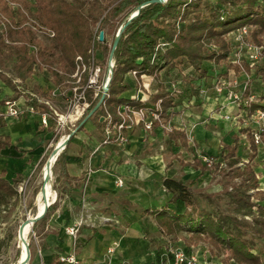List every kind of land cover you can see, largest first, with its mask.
<instances>
[{
    "label": "trees",
    "instance_id": "16d2710c",
    "mask_svg": "<svg viewBox=\"0 0 264 264\" xmlns=\"http://www.w3.org/2000/svg\"><path fill=\"white\" fill-rule=\"evenodd\" d=\"M17 1L20 6L12 7L6 0H0V12L10 18L17 16L21 21L24 18L22 5L29 7L43 23L56 31V35L49 43H45L30 26L18 30L9 28L8 34L12 40H22L11 43L6 41L3 33L0 34V78L14 90L12 95L1 99L0 103L7 98L16 99L22 94L29 96L28 80L38 64L31 44L39 45L38 56L48 62L55 81L59 82L64 80V75L53 68L52 64L72 72L78 54L89 57L91 49H109L105 28L115 31L125 25L114 51V66L107 94L99 105L102 93L91 99L90 106L78 121L81 123L79 130L90 120L104 133L107 122L101 117L107 116L109 112L117 121V109L123 103L154 109L161 101V116L166 120L171 119L173 108L178 103V94L181 100L182 96L187 95L170 88L172 83L179 84L182 80L176 72L181 64L187 62L199 73L197 78L203 80L208 74L205 61L220 62L228 59L231 50L225 38L228 32L243 25H252L256 42H260L264 34V0H165L145 5L142 4L148 0ZM138 6H141L139 13L127 23L130 13ZM100 30L104 31L103 40L99 39ZM8 61L12 63L13 74L4 70ZM232 69L238 71L239 66L232 63ZM132 71H137L138 80L143 74H148L160 80L161 84L145 96L128 95L127 92L135 86ZM261 71L264 72V65L257 69V72ZM175 72L176 75H173ZM162 75L168 76V82H171L161 80ZM15 78L18 80L15 81ZM198 88L191 91L187 86L184 87L187 91L189 89V94L199 96L201 88ZM33 89L39 91L37 85ZM257 106L264 107V101L255 103L253 108ZM0 124H3L2 117ZM158 125L159 122L155 121L154 127ZM240 130L247 133L250 141L252 154L247 161L238 152L239 135L233 133L230 142L222 143L220 153L211 155L214 161L212 164L204 163L201 157L183 163L199 169L200 173L210 172L213 178L219 177L218 182L224 185L223 192L232 203L231 213L217 206L214 197L218 196V192L211 193L197 185L198 177L184 180L178 176L161 177L163 185L172 196L161 208H147L145 212L154 214L158 227L166 235L176 236L182 231L187 232L188 247L201 240L208 243L213 253L223 254L225 264H232L231 261L236 264H262L264 187L261 186L254 162L259 144L247 128ZM167 133L169 141L188 145L189 138L185 129L173 126ZM8 142V138L0 139V148ZM68 144L56 159V164L60 166V176L64 177L62 191L71 187L74 178L66 166ZM4 175L5 171H2L0 203L17 195L15 183L21 178V174H17L12 182ZM38 191L36 187L33 195ZM55 203L47 208L33 228L48 219ZM57 258L58 255L54 254L51 264H56Z\"/></svg>",
    "mask_w": 264,
    "mask_h": 264
},
{
    "label": "crops",
    "instance_id": "0c3cea01",
    "mask_svg": "<svg viewBox=\"0 0 264 264\" xmlns=\"http://www.w3.org/2000/svg\"><path fill=\"white\" fill-rule=\"evenodd\" d=\"M168 80L170 79L164 82H171ZM41 82L39 89L45 80ZM130 91L132 90L128 92ZM13 92L12 87L0 78V100ZM184 97L180 102L184 104L176 109L177 103L173 108L171 122L173 126L185 129L188 138H192L188 140L187 146L177 145L185 151L204 150L208 154L218 155V136L213 129L206 127V123L213 118L208 119L212 115L213 102H216L214 94L211 99L202 92L199 96L195 95L194 98L199 103L195 107L190 105L192 103L185 102V99L193 102L194 98L187 95ZM18 101L24 102L23 95L18 97ZM3 107V103H0V111ZM0 117L3 119V124H0V139H9L0 148V174L5 171L4 177L10 180L17 174H24L28 159L36 155V150L40 148L41 133L45 129L36 113L11 117L1 115L0 112ZM84 127L89 130L88 121ZM208 130H213L211 135ZM161 132L165 135L161 127L152 131L136 126L129 133V142L119 145V155H115L113 144H101L103 133L99 130L98 133L89 134L77 131L71 141L72 145H68L70 149L68 148L66 158L68 173L74 178L71 187L63 191L51 222L47 224L49 231L42 238L40 253L47 264H51L54 254L59 255L74 248L81 264H106L104 257L107 248L113 243H117L114 261L128 258L136 263L151 264L156 259L155 253L173 241L175 235L164 234L158 227L154 214L145 212L147 208H161L172 196L163 185L161 177L175 176V171L171 167L167 168L163 155L153 153L151 144H148L161 137ZM173 143L175 144L174 141ZM184 172V180L199 178L202 174L199 169L190 165L184 167ZM117 177L123 178V185L116 183ZM63 180L64 177L61 176V181ZM79 219L83 220V224L77 235L73 236L67 232L66 227ZM184 245L186 251L195 249V244L188 247L184 242ZM261 257L264 264V250ZM201 264L219 263L214 260L212 263L202 261Z\"/></svg>",
    "mask_w": 264,
    "mask_h": 264
},
{
    "label": "rangeland",
    "instance_id": "374dc122",
    "mask_svg": "<svg viewBox=\"0 0 264 264\" xmlns=\"http://www.w3.org/2000/svg\"><path fill=\"white\" fill-rule=\"evenodd\" d=\"M20 6V5H19ZM22 11L24 13V18L20 21L17 16H14V18H10L7 16L11 22L10 25L7 23L6 31H7V37L9 38V42L11 43H17L22 42V40L14 39L12 40L10 34H8V29H14L18 30L20 28H23L24 26H30L31 29H33L35 35L43 40L45 43H49L56 35V31L49 27L47 24L43 23L36 15V12L33 11V9L29 7H25L22 5ZM18 7V6H17ZM5 15V13H3ZM6 23V22H5ZM41 23V26L44 25L45 27L50 28L52 31H54V35H50L49 30H46L47 32L38 31L36 27L34 28L32 24ZM250 27V35L248 36L249 39H254L253 30L254 26L248 25ZM2 28V25H0V29ZM118 29L115 31H108L107 28H105L106 36L109 39V49H91L89 52V57H85L83 54L81 55L84 59V61L88 62L91 59V51H95L97 53L96 61L99 62V64L102 67L101 70V76L100 81L105 75L106 68H107V61L110 53V48L112 45V41L114 39V36L116 35ZM263 36V35H262ZM261 36V38H262ZM225 38L229 41L230 45L232 46V39L233 34L232 31L228 32L225 35ZM33 45V47H32ZM31 49L36 54L37 62L38 64L35 66V70L31 78L28 80V89L34 90V85H41V81L47 80V77L49 75H54L49 70V64L45 59L40 58L38 56V50L39 45L38 44H31ZM232 47L230 50V54H228L226 61H220V62H214L211 60H207L204 63H207L208 66V74L205 75L204 79L206 83H204V79H198L197 75L198 72L195 71V69L189 65L187 62H184L178 67V78L182 77V80L179 84H177L175 91L187 94V96L191 99L194 98L195 95L189 94V89L192 90H200L201 87L207 88V94L205 97L209 96V99L213 97V84L219 79L227 80L229 76H232ZM77 55V56H78ZM231 55V56H229ZM77 56L74 59V63L76 62ZM230 63V64H229ZM52 67L55 68L60 74L64 75V80L59 81L62 90H67L69 86L75 84L72 80V77L70 74L72 72H66L65 70L61 69L58 64H52ZM75 69V67H74ZM4 70L8 74H13L14 71L12 69V63L10 61L7 62V64L4 66ZM74 71V70H73ZM227 71V73H226ZM85 77L82 79V81L79 83L80 85H83ZM134 87L131 89L132 91L128 92L129 95H135L136 91L140 87L141 89L145 90L146 93H150L155 91L154 87L161 84V81L154 78L153 75L145 74L144 76H141V78L138 80L135 76H132ZM166 75H162L161 80H167ZM55 80V78H54ZM58 83V82H57ZM165 85V83H163ZM199 85V86H198ZM260 82L257 80H254V86L255 88L259 89ZM188 87V91L184 89V87ZM192 87V88H191ZM91 92V91H89ZM187 92V93H186ZM203 94V93H202ZM181 95L178 94V104L176 105V109H179L181 105L184 104V102L180 103L179 99ZM185 98V97H184ZM183 99V96H182ZM207 99V98H206ZM209 101V100H208ZM185 102L192 103L191 106H197L199 103L196 101V97L193 99V102H190V100L185 99ZM214 107L212 108V115L208 119L211 120V122H207L206 120V127L211 128L214 130L215 134L218 136L220 149L222 148V143L224 142H230L232 140L233 133H237L239 135V149L238 152L244 159V161H247L249 157L252 154L251 146L249 137L247 136L246 132H241V128H237L236 126H232L231 121L227 120H221L218 123L214 120H217V110L219 109V104L216 105L215 102ZM56 108L59 112H64L66 110V101L64 98H61V96H58V98L55 99ZM205 116V115H203ZM81 118V117H80ZM79 118V119H80ZM79 119L76 121H68L64 125H58L56 122H51V124L48 127H43L45 131L41 133V142L39 144L40 148L36 150V155H33L31 158L28 159V163L25 168L24 174H21V178L19 181H17L16 187L18 190L17 195H14L11 197L7 202L0 203V264H16L19 261V258L21 256V250L19 248L18 243V230L20 228V225L22 222H24L30 215H33L36 212V195H33V190L37 187L39 190L43 187V179L41 175L42 166L46 159L51 155L54 148L56 147V144L62 139L66 138L69 133L73 132V137L69 140L68 145H72L73 138L77 134V131H79V127L81 126V123H79ZM85 121V120H84ZM87 122V121H86ZM85 122V123H86ZM212 123V124H211ZM173 125V123H170ZM167 122L163 121V132H161V137H159L157 140L152 141L148 144H151V150L153 153H160L163 155L166 167H171L175 171V176L178 177H185L184 167L188 165H183L186 161L191 162V160L195 159V157H199L201 154H208V152L204 150H199L196 152V150L193 151L189 149L188 151H185L184 149L181 150V148L174 144L173 141L168 140V129L166 128ZM88 128L89 130H86L85 127L81 129L82 131H86L87 134L91 133H98V129L94 125L92 121H88ZM175 127V126H174ZM87 128V129H88ZM213 130H208V134L211 135ZM105 137V134L103 133L102 141ZM101 141V142H102ZM154 142V143H153ZM106 144H113L115 147V155H119V145L121 144L115 142V140H111L109 143ZM70 149V146H68ZM67 148V153H68ZM195 152V153H194ZM220 153V152H219ZM218 153V154H219ZM197 154V156H196ZM254 162L256 165V171L257 174L261 180V186H264V143H260L258 145V153L256 157L254 158ZM16 175L13 176L10 180L12 182L15 181ZM219 177L213 178L210 172L202 173L199 175L197 185L200 187H204L208 192L211 193H219L218 196H213L215 198V202L219 208L222 210H225L228 213L232 212V203L230 202L228 196L223 192L224 185L222 183L218 182ZM52 188L54 191L56 190V200L54 201L55 207L53 211L50 213L48 219L46 221L39 222L36 228H32L28 235V243L30 247V258L27 262V264H47V260L44 259L42 254L40 253V248L42 244V238L46 233L49 231L47 224L51 222L52 215L54 211L56 210V207L58 203L60 202L61 198L63 197V182L61 181L60 176V166L56 164V161L53 165L52 170ZM205 204V202H203ZM34 225V224H33ZM188 236V233L185 231L180 232L177 236L173 238V241H170L173 244L177 245H184V242H186V237ZM168 242V243H170ZM188 248V247H187ZM188 250H190L188 248ZM190 252V251H187ZM194 252L198 256V264H201L202 261L205 263H212L214 260L217 261L219 264H225L223 261V254L219 253H213L208 243L204 241H199L198 243H195V249ZM232 263V261L230 262ZM234 263V262H233Z\"/></svg>",
    "mask_w": 264,
    "mask_h": 264
},
{
    "label": "built area",
    "instance_id": "2783aa9c",
    "mask_svg": "<svg viewBox=\"0 0 264 264\" xmlns=\"http://www.w3.org/2000/svg\"><path fill=\"white\" fill-rule=\"evenodd\" d=\"M12 7H17L20 3L17 0H6ZM6 22V23H5ZM11 24L9 18L0 12V34L3 33L7 42L6 27ZM38 31L47 32L54 35V31L50 28L41 26V23L32 24ZM250 27L248 25L240 26L232 31V63L239 66V70L232 69V76L226 80L219 79L213 84V93L216 99V105L219 104L217 110V120H227L232 122V126L247 128L253 135L257 144L264 143V107L257 106L253 108L255 103L263 102L262 93L264 91V72H257L259 66L264 65V34L260 42L249 39ZM48 33V32H47ZM164 43H162L163 45ZM33 47V45H32ZM230 54V53H229ZM231 56V55H229ZM97 53L91 51V59L86 62L81 55L77 56L75 69L70 76L75 83L67 90H62L60 82H56L52 75L47 77L39 91L28 90L29 96L24 94V102H19L18 98H7L3 102L1 115L11 117H19L23 114H38L41 124L48 127L51 122L58 125H64L68 121H76L84 115L91 104V99L95 98L99 93L107 94L109 81L112 75V67L114 60L110 61L108 57L107 70L104 77L100 81L102 67L96 61ZM112 65V67H111ZM132 76L137 77V71L131 72ZM143 74L142 76H144ZM85 77L83 85L79 83ZM15 81L18 79L15 78ZM254 80L260 82L259 89L255 88ZM177 83L171 84V89H175ZM91 91V92H89ZM201 92L205 96L207 88L201 87ZM145 96L146 92L140 87L135 96ZM61 96L66 101V110L59 112L56 108L55 99ZM30 101H36L30 102ZM161 101H159L154 109L148 107H136L129 103L121 104L117 109L119 119L114 120L111 113L102 116L106 119L104 129L105 137L101 144L109 143L111 140L124 145L129 142V133L136 126H143L145 129H155L154 122L158 121L157 127L163 128V121L167 122L166 128L172 129L171 119L166 120L161 116ZM192 138L189 136V139ZM202 161L212 164L214 161L210 155H199ZM118 185H123L122 177L116 178ZM83 224V220L79 219L72 225L66 227L69 234L76 236L79 227ZM117 243H113L107 248L104 261L106 264H140L128 258H120L113 260L114 251ZM156 259L151 264H198V256L194 251L187 252L185 247L169 243L163 246L159 252L155 253ZM56 264H81V259L76 248L71 251L58 255Z\"/></svg>",
    "mask_w": 264,
    "mask_h": 264
},
{
    "label": "bare ground",
    "instance_id": "6f19581e",
    "mask_svg": "<svg viewBox=\"0 0 264 264\" xmlns=\"http://www.w3.org/2000/svg\"><path fill=\"white\" fill-rule=\"evenodd\" d=\"M63 140L64 138H62L56 144V147L54 148L53 152L46 159V161L42 166L41 175L43 179V189L39 190L36 196V207H37L36 212L43 211L46 205V199H48L49 202L53 199L56 200L57 191L56 190L54 191V189L52 188V170H53L54 162L56 160V155L62 148ZM261 180H263V178ZM33 216L34 214L30 215L24 222H22L18 230V243H19V248L21 250V256L19 258V261H23V263L27 262L28 260L27 259L28 251H27L26 242H28V235L33 228V221L31 220V217Z\"/></svg>",
    "mask_w": 264,
    "mask_h": 264
},
{
    "label": "water",
    "instance_id": "95a60500",
    "mask_svg": "<svg viewBox=\"0 0 264 264\" xmlns=\"http://www.w3.org/2000/svg\"><path fill=\"white\" fill-rule=\"evenodd\" d=\"M155 1H165V0H148V1L144 2L142 5L148 4V3H150V2H155ZM142 5H141V6H142ZM141 6H138L136 10H134L132 13H130V15H129V17H128V21H127V23H128L133 17H135V16L139 13V10H140V7H141ZM124 27H125V25H121V26L118 28V31H117V33H116V35H115V38H114V41H113V44H112V47H111V50H110V53H109V60H110V61L113 60L114 51H115L116 46H117V44H118L119 36H120V34H121V32H122V30H123ZM99 39H100V40H103V39H104V31H103V30H100V32H99ZM111 67H112V65H111ZM112 72H113V67H112ZM110 79H111V78H110ZM109 82H110V81H109ZM108 86H109V85H108ZM107 88H108V87H107ZM104 96H105V95L102 94L101 100L98 102L97 105H99V104L101 103V101L104 99ZM93 110H94V109H93ZM92 112H93V111H92ZM101 118L103 119V117H101ZM72 135H73V132L69 133V134L66 136V138H64V140H63V142H62V148H61V150L58 152V154L56 155V159L58 158V156H59V154L62 152V150L66 147V145L68 144V142H69V140H70V138H71ZM55 161H56V160H55ZM41 189H43V187H42ZM54 201H55V199L51 200L50 202L48 201V199H46V205H45L43 211H41V212H39V211H38V212H35V213H34V216L31 217V220L33 221V224H34L36 221L40 220V219L44 216V214H45L47 208H48L52 203H54ZM26 245H27V251H28L27 259L29 260V258H30V247H29V243L26 242ZM28 260H27V262H28ZM27 262H24V263H23V261H19V262H17L16 264H27Z\"/></svg>",
    "mask_w": 264,
    "mask_h": 264
}]
</instances>
